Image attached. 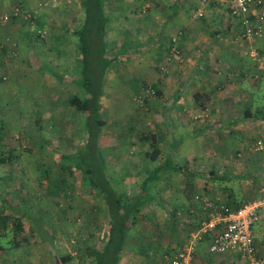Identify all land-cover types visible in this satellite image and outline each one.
<instances>
[{"label": "rangeland", "instance_id": "374dc122", "mask_svg": "<svg viewBox=\"0 0 264 264\" xmlns=\"http://www.w3.org/2000/svg\"><path fill=\"white\" fill-rule=\"evenodd\" d=\"M82 1L0 0V57L8 58L12 67L16 65L8 71L0 66V156L8 158L6 163H0V247L3 248L0 264H11L12 257L14 264H19L16 258L26 250L31 251V258L40 256L46 264H55L59 255H71L70 264H90L88 250L101 246L108 219L100 198L84 191L83 185L63 167L66 163L62 164L56 157L63 149H81L87 139L86 114L75 111L68 103L71 97L84 95L81 87L86 81L82 78L84 69L88 79L94 77L87 83L104 93L100 99L101 117L105 121L100 156L118 188L131 194L138 189L152 169L150 158H146V165L142 162L144 145L146 142L151 145L152 136H167L165 108L161 106L167 102L172 88L160 84L162 93L150 88L157 77V68H162L163 79L167 73V65L157 67L151 23L152 9L158 0H106L105 16L109 22L107 28L104 23L105 44L98 48L106 56L107 44L108 56L116 59L110 63H106V57L103 61L97 59L94 51L87 63L82 60L79 40L71 34L82 28L85 19ZM216 6L215 9L221 8ZM199 8L200 3L192 12L193 19L205 18L208 7L200 19L195 17ZM111 68V76L106 78ZM51 72L60 75L61 81L57 83ZM211 100L203 97L202 101L208 105ZM205 108L190 110V119L195 124L192 128L206 124L209 111ZM257 141L249 145L251 155L259 153L255 150ZM10 149L15 150L16 157L12 159ZM195 153L197 156L198 151ZM195 156L186 167L192 171L191 177L175 174L171 179L174 186L160 182L150 187L149 193L155 200L142 207L120 264H168V258L183 249L187 233H192L191 225L182 220H190L191 210H197V205H202L200 212H205L206 201L216 203L202 187L198 195L194 192L195 184L209 181L205 177L210 176L208 168L215 159ZM240 164L244 171L248 169L244 162ZM183 180L191 183V191L181 187ZM52 187L58 188V196L50 194ZM183 190L191 194V202L183 198ZM7 195L13 197L15 207L8 204ZM14 210L15 217L21 216L25 223V234L17 237L24 250L17 251L13 245L14 217L7 214ZM173 211L175 218H181L179 222L184 223L180 236L163 228L168 227ZM206 217L205 212L202 219ZM206 243L209 245V241ZM237 261H241L239 257Z\"/></svg>", "mask_w": 264, "mask_h": 264}, {"label": "crops", "instance_id": "0c3cea01", "mask_svg": "<svg viewBox=\"0 0 264 264\" xmlns=\"http://www.w3.org/2000/svg\"><path fill=\"white\" fill-rule=\"evenodd\" d=\"M200 2L201 0H158L152 9L154 18L151 23L157 67L167 65L165 79L160 72L162 68H157V77L152 85L157 87L159 93L163 92L160 84L167 85L172 90L169 89L167 102L161 106L165 108L167 136L155 135L151 137V145L146 142L143 147L145 155H141L144 158L142 162L146 165V158L149 159V154L155 150H159V154L156 160L150 161L151 172L169 160L172 161V166L187 169L195 151H198V157H214L213 164L208 168L214 175L205 177L209 181L195 184L197 189L194 187V192L198 195L202 187L217 204L235 210L256 201L264 188V155H251L252 149L249 148L251 142L264 139V120L260 118L264 112V37L247 40L243 34V22L232 18L222 7L215 9V5L207 8L204 19H193L192 12ZM174 50L177 51L176 54ZM9 61L8 58L0 57V66H4L6 71L16 67H12ZM112 70L109 69L106 78L111 76ZM18 73L19 76L22 75V72ZM56 81L58 83L57 79ZM196 94L202 95L204 99H212L208 104L210 106L205 104V108L203 101L202 106L198 105ZM198 107L209 111L204 120L206 124L192 128L191 125L195 124L190 119L189 112ZM194 144L199 147L194 148ZM242 162L247 164L246 171L245 168H240ZM140 167H144L143 164ZM166 172L167 175L156 183L164 182L168 187L174 186L175 182L171 179L175 174L181 173L169 168ZM189 172L192 173L190 169ZM195 172L193 171L194 174ZM226 177L229 179H225ZM180 182L181 187L186 189L187 183L184 180ZM142 183L143 180L139 186ZM182 193L187 203L192 201L191 194L184 193V190ZM177 198L179 197L176 196ZM201 209L202 205H197V210H191V219L182 220L191 225L192 232L200 226L205 212L208 216V209L200 212ZM18 218L23 224L24 235L25 223L21 216ZM180 219L173 215L169 218L168 227L163 228H168L167 231L172 235L180 236L184 224L179 222ZM256 226V244L264 253V220ZM152 227L154 229L153 225ZM190 233H187L185 241ZM14 246L17 251L24 250L21 244ZM28 249L31 250L30 247ZM0 251L3 248L0 247ZM30 252L21 251L22 256L16 258L19 264H46L40 256L31 258ZM237 257L229 254L213 255L205 242L196 255L195 264H244L237 261ZM14 261L15 258L12 257L10 263L14 264Z\"/></svg>", "mask_w": 264, "mask_h": 264}, {"label": "trees", "instance_id": "16d2710c", "mask_svg": "<svg viewBox=\"0 0 264 264\" xmlns=\"http://www.w3.org/2000/svg\"><path fill=\"white\" fill-rule=\"evenodd\" d=\"M211 6H213V4ZM82 7L85 13L82 28L71 32V34L76 36L79 40L78 47L82 60L87 63L92 51L97 53V59L103 61L106 57V63L116 60L115 58L108 56L107 44L106 56L103 53L104 50L98 48L99 45L103 48V45L101 44H105V32L103 33V30L105 31L104 23L106 22L107 28V23L109 22V19L105 16L106 0H83ZM36 65L37 64H35V66ZM85 70L86 69L82 72V78H85L84 80L86 81L81 84V87L84 90V95L82 97L73 96L68 100V103L70 107L75 109V111L86 114L84 119V130L87 139L81 149L75 151L63 149L65 151L62 150L61 153L58 152L56 157L62 164L66 163L63 167L74 176L77 183L83 185V190H86V192L90 194L95 193L104 206L108 222L102 233L101 246L99 248L88 250V256L91 257L90 264H120L129 233L132 230L133 225L136 223L142 207L146 203L155 200V198L149 193L151 185L162 180V178L167 175V168L180 172L186 177H191L192 174L188 169L172 166V161L169 160V162L149 173L143 179V183L132 194L126 190L118 188L117 184H115V178L108 173V166L105 159L100 156V151L102 150L100 146L102 128L105 126V121L101 117L102 104L100 99L104 93L101 89H94L90 86L91 84L89 85V83H87L89 80L92 82L94 77L88 79ZM51 74L57 80L61 81L60 75L55 72H51ZM94 74L96 73L94 72ZM150 88L158 92L156 86L152 85ZM195 98L198 105L202 106L203 96L196 94ZM260 118L264 120V112L261 113ZM60 150L61 149H59V151ZM14 151V149H10L9 151L11 159L16 157L13 155ZM55 152L57 153V151ZM158 154L159 150H155L153 153L149 154V157L154 161L157 159ZM7 160L8 158L5 156H0L1 164L6 163ZM211 173L209 177L214 175V172ZM227 178L229 179V177H226L225 179ZM186 186V189H190V191L192 190L191 183L188 182ZM52 189L53 190L50 194L58 196V188L52 187ZM7 197L9 200L8 204L12 207L14 205L16 206L17 203L13 197L10 195H7ZM15 211L16 210L13 212L8 211L9 213L7 214V217H14V228L12 230L14 232L13 245L19 244L17 237L24 232L21 220L18 217H15L17 214ZM173 214L174 211L171 214L172 217ZM72 260L73 257L71 255H59L56 256L55 264H70Z\"/></svg>", "mask_w": 264, "mask_h": 264}, {"label": "built area", "instance_id": "2783aa9c", "mask_svg": "<svg viewBox=\"0 0 264 264\" xmlns=\"http://www.w3.org/2000/svg\"><path fill=\"white\" fill-rule=\"evenodd\" d=\"M212 4L243 22L247 40L264 37V0H201L195 17H204L205 8ZM255 150L264 155L263 139L256 142ZM205 208L208 216L189 235L183 249L168 258V264H195L196 255L206 241L213 255H237L244 264H264V253L258 249L254 233L255 226L264 220V188L256 201L239 209L231 210L209 201L205 202Z\"/></svg>", "mask_w": 264, "mask_h": 264}]
</instances>
